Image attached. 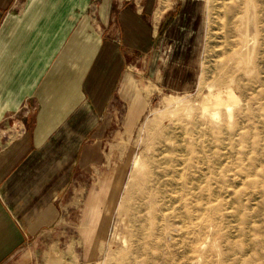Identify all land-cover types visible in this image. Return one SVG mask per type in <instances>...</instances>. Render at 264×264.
I'll return each mask as SVG.
<instances>
[{
    "label": "crops",
    "instance_id": "0c3cea01",
    "mask_svg": "<svg viewBox=\"0 0 264 264\" xmlns=\"http://www.w3.org/2000/svg\"><path fill=\"white\" fill-rule=\"evenodd\" d=\"M18 1L0 0V264H85L146 110L130 65L179 0ZM177 48L164 83L184 89L195 46Z\"/></svg>",
    "mask_w": 264,
    "mask_h": 264
},
{
    "label": "rangeland",
    "instance_id": "374dc122",
    "mask_svg": "<svg viewBox=\"0 0 264 264\" xmlns=\"http://www.w3.org/2000/svg\"><path fill=\"white\" fill-rule=\"evenodd\" d=\"M177 11L130 65L146 110L85 264H264V0H179ZM178 41L195 46L184 89L164 83Z\"/></svg>",
    "mask_w": 264,
    "mask_h": 264
}]
</instances>
